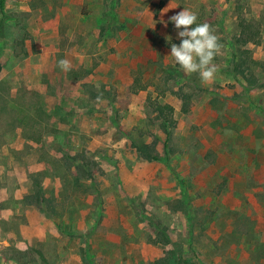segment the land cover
<instances>
[{
  "label": "rangeland",
  "instance_id": "rangeland-1",
  "mask_svg": "<svg viewBox=\"0 0 264 264\" xmlns=\"http://www.w3.org/2000/svg\"><path fill=\"white\" fill-rule=\"evenodd\" d=\"M4 4L0 264H264V0ZM183 8L222 45L208 84L168 56L161 21ZM155 102L173 106L167 140ZM34 177L51 208L24 202Z\"/></svg>",
  "mask_w": 264,
  "mask_h": 264
},
{
  "label": "clouds",
  "instance_id": "clouds-1",
  "mask_svg": "<svg viewBox=\"0 0 264 264\" xmlns=\"http://www.w3.org/2000/svg\"><path fill=\"white\" fill-rule=\"evenodd\" d=\"M171 22L176 29L179 44L170 42L172 65L178 66L187 75L197 74L202 83L208 84L216 79L218 72L214 58L222 45L219 37L208 23L198 22V13L183 8L177 14L161 21L165 27ZM171 41V37H167ZM59 66L64 71H70V62L60 60Z\"/></svg>",
  "mask_w": 264,
  "mask_h": 264
},
{
  "label": "trees",
  "instance_id": "trees-1",
  "mask_svg": "<svg viewBox=\"0 0 264 264\" xmlns=\"http://www.w3.org/2000/svg\"><path fill=\"white\" fill-rule=\"evenodd\" d=\"M4 5H5L4 0H0V13L3 12ZM254 25H255V27H254ZM239 27H240V34L242 36V42H244V43L251 42L254 44L260 43V40L258 38V34H259L258 28H256V24L253 21L243 20L240 22ZM180 97L182 99L181 111L187 112L189 110V107H190V100H189L190 96L186 93H180ZM154 105H155L154 110L156 112L157 118L160 120L159 125H160L162 131L165 133L166 140H167L170 137V127L174 123V120L172 117L173 106L169 103L160 104V103H156V102ZM2 107H6V106L4 105ZM0 119H1V116H0ZM14 122H15L14 120H11L10 124H12ZM13 126H14V128L16 127V125H13ZM32 138L33 137H31L30 139H32ZM34 139L36 140L37 138H34ZM5 143H8V141L2 142V145ZM138 148H139L141 155L144 158H146L147 160H157L158 154H157V149H156V142H153L151 145L144 144L142 147H138ZM72 159L77 164L80 163L81 161H84L85 163H87L85 158L80 157L79 155L72 156ZM77 168L81 169L82 173L86 172L87 177L93 176V172L89 171L88 169L84 170L82 168V165L78 166ZM24 202L26 204H31V205H34L36 207H39L41 205H46V206L48 205L51 208V204H52L51 202H48V198L45 195L41 181L36 177L33 178V190H32V192H29V193L24 195ZM174 260H175V257L172 256L169 259H166V261L158 259L154 262V264H178Z\"/></svg>",
  "mask_w": 264,
  "mask_h": 264
},
{
  "label": "crops",
  "instance_id": "crops-1",
  "mask_svg": "<svg viewBox=\"0 0 264 264\" xmlns=\"http://www.w3.org/2000/svg\"><path fill=\"white\" fill-rule=\"evenodd\" d=\"M20 10V9H19ZM14 11L16 12L17 11V9L16 8H14Z\"/></svg>",
  "mask_w": 264,
  "mask_h": 264
}]
</instances>
